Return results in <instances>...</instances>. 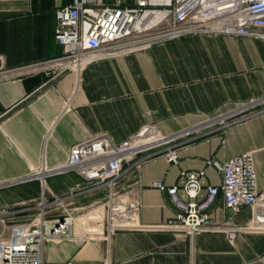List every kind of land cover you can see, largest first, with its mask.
<instances>
[{"label": "crops", "instance_id": "0c3cea01", "mask_svg": "<svg viewBox=\"0 0 264 264\" xmlns=\"http://www.w3.org/2000/svg\"><path fill=\"white\" fill-rule=\"evenodd\" d=\"M73 2L0 0V72H5L0 76V212L10 224L27 221L38 210L43 187L29 178L33 171L62 164L78 142L104 134L119 144L147 123L172 134L264 95V41L250 37L190 34L94 60L57 78L31 70L34 63L61 56L55 9ZM170 146L176 148V163L163 154ZM244 152L252 153L257 187L264 189V113L138 154L124 163L117 189L136 188L139 224L163 225L178 210L166 192L149 187L151 181L179 185L182 173L203 171V187L219 186L222 174L208 161L221 164ZM44 190L49 200L69 197L65 203L80 225L87 219L100 223L90 234L46 242L43 264H264V233L242 232L233 243L223 232L110 234L104 187L68 172L48 176ZM207 212L211 224L234 227L248 224L253 215L249 206L236 213L225 208L221 192Z\"/></svg>", "mask_w": 264, "mask_h": 264}, {"label": "built area", "instance_id": "2783aa9c", "mask_svg": "<svg viewBox=\"0 0 264 264\" xmlns=\"http://www.w3.org/2000/svg\"><path fill=\"white\" fill-rule=\"evenodd\" d=\"M55 18V37L62 47L61 56L29 66L52 78L66 72L77 73L94 60L144 50L155 43L190 34H221L264 41V0H74L70 5L56 8ZM4 73L0 72V76ZM256 113H264V95L219 110L196 125L172 134H163L155 124L147 123L119 144H114L104 134L78 142L69 150L65 162L54 167L42 165L29 177L39 180L43 187L35 215L27 221L10 224L4 211L0 212V264H43L46 242L73 238L80 231L89 234L83 229L86 222L93 226L91 231H95L100 219H87L79 232L71 226L77 218L65 203L69 197L52 195L50 200L46 199V178L68 172H75L106 189V228L110 234L124 229L171 231L182 237L223 232L233 243L242 232L264 233V189L257 187L251 152L233 155L221 164L208 161L222 174L219 186L203 187V171L182 173L179 185L151 181L149 187L166 192L178 210L163 225L139 224L136 188L122 192L117 189L124 163L138 154L174 142H189ZM163 154L168 161L177 162L176 148L170 146ZM139 164L140 161L135 166ZM219 192L224 207L233 213L242 207H251V221L239 227L228 223L211 224L207 210ZM51 209L56 212L48 218Z\"/></svg>", "mask_w": 264, "mask_h": 264}, {"label": "rangeland", "instance_id": "374dc122", "mask_svg": "<svg viewBox=\"0 0 264 264\" xmlns=\"http://www.w3.org/2000/svg\"><path fill=\"white\" fill-rule=\"evenodd\" d=\"M84 222H86V221H84ZM91 228H93V226H90L89 223H87V222H86L85 225L83 226V229H84L85 231L88 230V231H89V232H88L89 234L92 233ZM0 231H1V225H0ZM79 231H80V230H78L77 232H79Z\"/></svg>", "mask_w": 264, "mask_h": 264}, {"label": "bare ground", "instance_id": "6f19581e", "mask_svg": "<svg viewBox=\"0 0 264 264\" xmlns=\"http://www.w3.org/2000/svg\"><path fill=\"white\" fill-rule=\"evenodd\" d=\"M71 226L74 228V229H76V230H78L79 228H80V223H79V219H77V220H74L73 222H71Z\"/></svg>", "mask_w": 264, "mask_h": 264}]
</instances>
